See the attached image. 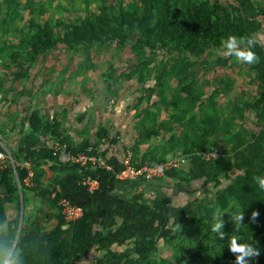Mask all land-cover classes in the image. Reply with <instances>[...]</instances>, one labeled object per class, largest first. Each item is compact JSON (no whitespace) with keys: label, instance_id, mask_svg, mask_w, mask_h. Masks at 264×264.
I'll return each mask as SVG.
<instances>
[{"label":"trees","instance_id":"1","mask_svg":"<svg viewBox=\"0 0 264 264\" xmlns=\"http://www.w3.org/2000/svg\"><path fill=\"white\" fill-rule=\"evenodd\" d=\"M96 2V12L86 9L82 16L51 23L37 22L28 13L34 8L26 6L28 2L22 6L21 0H4L0 31L8 30L9 20L22 9L27 21L26 30L7 45L4 65L16 68L13 79L21 91L19 78L25 76L29 63L49 51L110 46L121 50L130 69L124 76L141 85L136 101L146 102L139 141L122 144L111 154L87 140L72 146L60 131V120L46 119L33 110L29 132L10 149L14 166L7 157L8 164L0 167V264L13 244L19 194L24 191L39 197L45 212L42 221L23 213L5 264H235L227 244L223 246L208 231L210 217L229 210L232 203L243 208L244 224L232 225L231 216L222 213L223 230L251 235L258 254L248 264H264V189L256 180L264 176V44L256 37L264 26V0ZM228 35L243 41L245 50L252 39V63L225 54L221 41ZM237 61L244 66L254 94L225 100L236 81L232 73ZM160 113L163 117L158 120ZM104 135L107 132H98L99 140ZM45 136L70 154L90 147L111 169L63 164L52 145H38ZM156 136L159 142L141 146ZM0 150L4 151L1 146ZM128 151L135 166L184 156L183 164L165 170L160 179L166 186L171 184L175 194L191 196L177 203L168 191L155 190L147 196L142 191L119 193L123 181L115 174L123 168ZM207 152L214 156L206 157ZM25 160L32 163L29 186L20 166ZM46 160L61 166L42 185ZM86 175L98 179L95 190L79 182ZM60 198L81 207L82 215L66 221L57 204ZM8 204L13 205L11 214Z\"/></svg>","mask_w":264,"mask_h":264},{"label":"crops","instance_id":"2","mask_svg":"<svg viewBox=\"0 0 264 264\" xmlns=\"http://www.w3.org/2000/svg\"><path fill=\"white\" fill-rule=\"evenodd\" d=\"M13 39L0 38V146L7 155L21 136L29 132L28 120L33 110L46 119L60 120V131L72 146L87 140L91 145L98 143L99 150L111 154L122 144L129 146L139 141L137 131L146 102L137 103L141 85L133 83L134 78L124 76L130 69L124 63L115 62L119 59L116 53L107 56V51L101 53L92 50L94 48L89 51L66 48L49 51L29 63L25 76L19 78L20 91L15 88L13 79L16 68L13 66L11 70L14 71H11L4 65L5 49ZM101 59L107 64H98ZM162 117L160 113L158 120ZM98 132L108 135L99 140ZM159 141V136L152 137L141 146ZM42 144L58 145L48 136L40 138L38 145ZM63 148L58 150V158L64 164L70 161V153ZM60 166L46 160L42 164L41 184L48 183ZM166 185L168 183L162 178L150 182L135 179L123 181L117 191L127 195L142 191L147 196L155 190L172 189L171 184ZM12 212L13 205L8 204L7 214ZM44 212L45 206L39 197L28 191L19 194L18 215L21 213V219L24 213L42 221Z\"/></svg>","mask_w":264,"mask_h":264},{"label":"rangeland","instance_id":"3","mask_svg":"<svg viewBox=\"0 0 264 264\" xmlns=\"http://www.w3.org/2000/svg\"><path fill=\"white\" fill-rule=\"evenodd\" d=\"M21 2L22 6L25 2H28L26 6H29L30 4L33 5L34 8L28 10V13L32 17H34L37 22H42V20L46 19L51 23L55 21L63 22L69 19H73L77 16H82L86 9H90L91 11L96 12L97 6L96 0H21ZM4 6V0H0V13H3L5 9ZM37 6H40V8L36 10ZM22 13H24V9H22L21 13L16 15L15 18H11L9 20L11 26L8 30L0 31V38H14L15 36H20L22 32L26 30L27 21L26 17ZM256 37L261 43L264 44V26L262 31L258 33V35L256 34ZM92 50H97L101 53L107 51V56H111L109 55L110 53H116V58L119 57V59L117 61L115 60V62L120 64H123L125 62V53L119 49H115V47L113 48L112 46H110L106 48H96ZM173 54H175V52ZM103 62L104 59H101L98 64H102ZM104 63L105 65L107 64L106 62ZM237 64H239V66L237 65L232 73L236 81L233 84L232 89L224 98L225 100L233 96H243L247 98L254 94L252 86L247 83L248 77H246L243 73L244 66H241L240 61H237ZM167 191L171 193V198L177 203L184 202L191 196V194H189L188 192H179L178 194H175L174 190L172 191V189H168Z\"/></svg>","mask_w":264,"mask_h":264},{"label":"built area","instance_id":"4","mask_svg":"<svg viewBox=\"0 0 264 264\" xmlns=\"http://www.w3.org/2000/svg\"><path fill=\"white\" fill-rule=\"evenodd\" d=\"M2 97V93L0 92V99ZM64 145H55L54 151L63 148ZM206 157L214 156V152H207L204 154ZM7 155L4 151L0 150V167L5 166L8 164L7 162ZM131 153L128 151L122 159L123 168L119 170L115 174V177L120 181H128V180H135L138 178L150 180V179H157L160 178L164 171L171 168V167H178L183 164L186 159L184 156L177 155L171 156L163 162L153 164L151 166L143 164L141 166H135L130 163ZM70 162L75 163L79 168L86 167V168H97V169H104L110 170L111 165L105 163L103 159L92 153L91 148L87 147L83 152H76L74 154H70ZM9 163L11 166H14L13 160L9 157ZM20 166L26 170V176L24 177L23 181L24 184L29 186L31 184V178L33 175L32 170V163L28 160H25L20 163ZM81 184H84L89 191H93L98 187V179L96 177H92L91 175H86L80 181ZM52 196L54 193L51 194ZM60 213L63 215L66 221H74L78 219L83 210L81 207L71 205L67 200L60 198L57 202Z\"/></svg>","mask_w":264,"mask_h":264},{"label":"clouds","instance_id":"5","mask_svg":"<svg viewBox=\"0 0 264 264\" xmlns=\"http://www.w3.org/2000/svg\"><path fill=\"white\" fill-rule=\"evenodd\" d=\"M252 39L247 40L249 48L245 50L242 47L243 41L238 40L234 35H228L221 41V45L225 50L226 55L236 57L237 60L252 63L255 59V53L251 50ZM259 188L264 189V176L256 177ZM243 208H240L238 203H232L227 211H219L214 216L210 217V223L208 225V231L213 234L215 240H219L224 244H227L228 250L234 254L235 264H248V259L258 254V249L254 246L255 241L250 237H242L238 234L231 232L226 233L223 230V221L220 218L222 213H228L231 216L232 225L237 227L243 220ZM256 213L253 212L250 220L255 217ZM223 248V247H222ZM222 250V249H221Z\"/></svg>","mask_w":264,"mask_h":264},{"label":"water","instance_id":"6","mask_svg":"<svg viewBox=\"0 0 264 264\" xmlns=\"http://www.w3.org/2000/svg\"><path fill=\"white\" fill-rule=\"evenodd\" d=\"M21 209H22V203H21V201H20V210H21ZM20 224H21V213L19 214V220H18V225H17V229H16V232H15V236H14V239H13V244L11 245V248L9 249V251H8L6 257H5V260L3 261L2 264H5V263H6V261H7L8 257H9V255H10L12 249H13L14 243H15V241H16V239H17V236H18V233H19V227H20Z\"/></svg>","mask_w":264,"mask_h":264}]
</instances>
